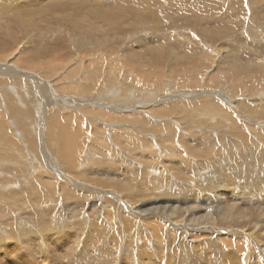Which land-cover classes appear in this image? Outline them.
Here are the masks:
<instances>
[{"label": "rangeland", "instance_id": "1", "mask_svg": "<svg viewBox=\"0 0 264 264\" xmlns=\"http://www.w3.org/2000/svg\"><path fill=\"white\" fill-rule=\"evenodd\" d=\"M0 1V6L5 10L0 9V35H3V37L2 35L0 36V40H5L7 46L9 44L8 48L0 49V61L2 58H6L8 60L6 62L12 64L6 67L10 71H17V75L12 72L11 74L0 73V85L3 84L0 87V264H99L100 261L98 263L96 259L88 258V256H94L97 253L104 254L102 251L105 252L107 249L109 252L105 256L109 257L108 259L113 262L112 264H177L176 259L171 256L167 257L166 253H162L163 247H168L167 243L172 242L173 239H171V233H168L167 226H164V222L160 216H144L142 221L144 222V226L147 227L145 230L149 228L148 230L152 234L149 237L144 235L142 237H133L132 242L124 244L125 233L128 232L127 234H129L132 228L134 231L135 229L138 230V224L133 223L135 222V218L129 210L128 203L132 201L142 203L143 201L148 202L147 205L157 209L171 210L174 207L180 208L192 204L196 206L208 205L209 203L225 205L228 202L230 207L233 208L236 206L231 201V184H235L234 188L238 190H241L240 188L243 185L254 188L256 184H261L258 185L259 187H256V185L254 190L257 191L261 187L264 192V159H262L264 156V97L260 96L264 95V77L263 74L256 75L253 73L257 77L254 80L246 78L245 82L239 81L244 79L243 69L251 64L250 61L252 62L254 59H257L262 64L264 62V36H262L264 33V24H262L264 23V14L262 13V8H260V6H263L264 0H212L213 2L211 0H207L210 2L206 0H145L152 3V6L149 7L151 10L147 9L150 16H154V13H156L160 17H163L168 14L166 12L172 11L176 12V15L173 16L174 18L168 19L159 29L129 27L128 29H117L114 32H112L113 30L111 32L109 30L106 32V35L98 34L94 36L91 34V37H86V35L83 37L70 24L59 21V19L56 20L55 18L58 15L50 14L46 22H42L39 25L35 23L34 19L28 20L30 17L32 18L39 13L45 12V6L31 8L28 14L23 7L24 2L28 0ZM259 2L260 4L263 2V4L258 5ZM198 3H201V7ZM202 3L204 6L205 3H208L209 6L202 7ZM212 3L215 4L211 6ZM1 4L6 5L8 8L5 9ZM194 8L196 10L200 9H198V14L200 13L199 16L203 20L192 19L191 14L192 10H195ZM184 13L185 15L182 18L181 15ZM7 14H9L8 17ZM32 14L34 15L32 16ZM22 16L31 25L25 26L22 24L18 20ZM225 16L226 18L235 19L236 23L232 20L231 25L233 28L229 29L228 34L222 39L214 40V42L205 39V36H201L200 29H198L199 26L194 22V20H199L201 24L204 23L203 25L211 24V27H214V25L221 23ZM247 23H255L253 25L257 26L255 28L251 24L250 27L249 24L248 27ZM259 24L260 26H258ZM247 28H249L248 34L246 32ZM253 30L255 33H253ZM256 33L257 35H255ZM251 34L256 39L251 38ZM152 38L167 43L168 46L162 47L166 52L174 50V52L183 55L188 54L187 56H190L188 57V62H175L172 66L168 63V59H166V63L162 64V68L160 67L162 72L157 77L148 76V72L136 66L137 63H134L130 57L139 55L141 58L144 48L140 43L143 39ZM205 43L211 47H208ZM42 44L48 45L45 47L48 49L44 52L46 55H43L40 50ZM51 46L52 48L55 47L56 49H54L57 52H55L56 58H53L50 67L41 68L40 70L30 69L31 66H28V64H42L45 58L54 55V52L50 49ZM178 50H182V52ZM207 51L219 52L211 71L206 68L208 64L205 66L199 62L200 59H197L198 56L200 58V55L208 53ZM95 54L98 56L95 57ZM233 54L237 56L235 64L237 65L239 78L232 77L230 70L227 69L229 63L232 61L230 60V56ZM2 65L0 63V66ZM57 65L60 67H57ZM242 65L244 66L242 67ZM200 66H204V68H201L202 71L204 69L208 73H197L194 71L195 67H199L198 69L200 70ZM89 67L91 70H99L101 72H99L96 82H92L86 78L89 74ZM179 68H183V71L186 68L184 71L185 77L176 79L174 74L171 73L172 75H169L171 69V71H176ZM72 69L76 70V75L68 76L69 71ZM107 69H109L108 72ZM110 69L113 71L112 74ZM220 69L227 71L230 76L229 79L228 77L225 78L221 87L216 86L215 83L213 84V81L208 79L209 74L215 75ZM109 73L113 78L116 76L119 78H114L112 82L111 77L110 81H108ZM122 76H126L130 80L136 78L137 81H134L136 82V87L128 84L127 79ZM44 82H48L50 85L47 86ZM235 83L241 85L237 86ZM15 84H17L15 87L17 90H14V86L12 87ZM5 87L10 89L7 96L5 95ZM11 88L13 89L11 90ZM134 90L142 93L149 92L150 97L148 99H153L152 102L157 103L156 108L152 109V104L148 107H146L147 105L145 106L146 111L138 109L137 111L132 110L128 112L120 106L118 108V105L126 101L121 98L131 94ZM52 91L59 98H54ZM43 94L47 95L43 96ZM42 96L44 100H41ZM155 97L157 100L154 99ZM109 99L114 101L111 102ZM146 101L150 102L142 100L139 98V94H137L133 102L145 103ZM184 102H186V106L195 107V111L185 114H173L172 116L175 118V121L172 120V111L184 108ZM56 103L59 104L55 106ZM115 107L118 110H115ZM163 107L165 111H163ZM249 107L254 108V110L252 111V108ZM159 109L163 113H168L165 115L157 113ZM214 109L223 111L228 119L226 118L223 121L219 119L217 123L215 120H210V114L212 115ZM262 109L263 111H261ZM40 112L42 113L40 114ZM48 114L51 116V119ZM108 116L115 118L119 116L145 117L148 129L143 130L144 127H139L135 130L129 126H125L127 122L122 121L121 123L118 120H110ZM67 125H69V129ZM156 130L157 132H155ZM239 136L242 138L240 139ZM206 140L209 141V144L205 143ZM232 140L236 141L232 142ZM254 141L257 143H254ZM212 143L214 146H212ZM69 150L72 151L71 161L65 155ZM237 165L240 167L239 171H237ZM241 169L244 170L242 171ZM246 175L251 182L253 181L252 183L247 179ZM256 175L257 177L254 178ZM202 179L203 181H201ZM130 181L133 182L131 183ZM117 184L120 186L118 187ZM76 187H80L79 189L82 192L84 191V194ZM97 191L101 192L98 193ZM124 197L127 199L125 200ZM133 197L137 198L133 199ZM150 202L153 204L151 205ZM115 204L117 207H115ZM108 205L111 207H108ZM257 205L254 203L250 204L247 207L248 210L244 209L242 211L252 213L256 209L257 213H264L263 208ZM126 207L127 209H125ZM261 217L258 218L256 215V220H253L252 225L260 223ZM85 221L90 224H85ZM82 222L83 225H81ZM128 222L130 223L127 225ZM65 223L68 226L65 227ZM56 225L58 228L62 227L61 229H66L64 230V236L53 234V230L58 234ZM97 225L103 226V228ZM113 225L117 229H114ZM129 225H132L131 229ZM96 226L97 231L95 230ZM157 226H162V228L157 230L156 234L155 230ZM124 227L126 228L124 229ZM231 227L232 225L223 222V224H220V233L223 235L234 233L230 230ZM45 228L46 231H50L49 236H45L41 232L38 233L39 229ZM78 228H81L82 231ZM119 229L120 232L122 231L121 233L118 232ZM78 230L80 232H78L77 236L81 237L78 241L81 243L78 242L79 245L73 249L68 243L72 241L71 238H73ZM81 232L84 234H81ZM115 232L119 234L117 233V235ZM131 232L133 233V230ZM156 235L163 239L164 242L162 241L161 245L158 244L159 238ZM190 235L189 232L185 234L187 239H190ZM29 236L32 238H29ZM93 236L97 238L95 237V239ZM116 236H119L117 237L118 239L115 238ZM90 237L92 239H89ZM99 237L102 240L99 239V241ZM110 238L114 239L107 242ZM38 239L40 243L42 242L43 246L39 245V242L36 241ZM64 239H68V243L67 241L65 243ZM174 239L178 245V234L175 233ZM95 240L98 243L97 245L93 243ZM89 241L90 243H88ZM28 242H30L31 246H36V248L28 245ZM35 242L39 248H37ZM138 242H141V245ZM143 242L145 244L148 243V245L147 248L141 249ZM103 243L106 244L105 247ZM94 246L97 247L95 248ZM150 247H154L152 254H150ZM178 247H173L174 253L180 251ZM89 249H94L98 252L89 253ZM160 254L166 255V257L164 258ZM192 254L191 258L186 262L178 264H192L193 260H200L198 259L199 255L197 252ZM172 258L173 260H171ZM94 260L96 263H94Z\"/></svg>", "mask_w": 264, "mask_h": 264}, {"label": "bare ground", "instance_id": "2", "mask_svg": "<svg viewBox=\"0 0 264 264\" xmlns=\"http://www.w3.org/2000/svg\"><path fill=\"white\" fill-rule=\"evenodd\" d=\"M145 1V0H144ZM142 0H28L27 2L25 1L24 4H23V7L25 9V12H27L28 14L30 13V9L31 8H35V7H40V6H45V12H42V13H39L37 16L35 15L34 17H30L28 20H31V19H34L35 23H37L38 25L39 24H42V22H46V19H48L47 17L50 16V14L52 15H58V17H56L55 19H59V21H63V22H66L68 24H70L72 27L76 28L77 31H79V33L81 35H83V37L86 35V37H91V34L92 35H98V34H103V35H106V32L110 30H113L112 32L116 31L117 29L118 30H121L123 28H129V27H138V28H152V29H159L168 19H172L174 18L173 16H175L176 12L172 11V12H166L168 14H166L165 16L163 17H160L158 14L154 13L155 15L154 16H150L147 9L149 7L152 6V3L151 2H144ZM204 1V0H202ZM207 1V0H206ZM212 1V0H211ZM1 2V1H0ZM9 2V1H8ZM190 2V1H188ZM207 2H210V1H207ZM213 2V1H212ZM242 2V1H241ZM258 2V1H256ZM186 3V2H185ZM196 3V2H195ZM230 3V1H229ZM254 3V2H253ZM4 4V3H3ZM1 4L2 6L5 7V9H7L8 7L6 5H3ZM12 4V3H10ZM201 4V3H200ZM200 4L198 3V5L200 6ZM203 4V3H202ZM215 4V3H214ZM212 3L211 6L214 5ZM218 4V3H217ZM260 4V2L258 3V5ZM263 4V2L261 3ZM260 4V5H261ZM188 5V4H187ZM193 6H195L193 4ZM205 6H209L208 3H205ZM204 4L202 5V7H205ZM218 6V5H217ZM250 6H254V5H250ZM182 7H186V6H182ZM190 7V6H189ZM198 7V6H196ZM201 7V6H200ZM199 7V8H200ZM219 7V6H218ZM2 7L0 6V9ZM10 8V7H9ZM191 8V7H190ZM198 8V9H199ZM214 8V7H213ZM222 8V6H221ZM240 8V7H239ZM247 8V7H246ZM260 8H262V13L264 14V4L263 6H260ZM3 9V8H2ZM150 9V8H149ZM195 10H192V19H199V20H203L201 16H199L198 14V9L196 10V8H194ZM202 9V8H201ZM208 9V8H207ZM217 9V8H216ZM4 10V9H3ZM151 10V9H150ZM168 10V9H167ZM200 10V9H199ZM204 10V8H203ZM210 10V9H208ZM244 10V9H243ZM5 11V10H4ZM188 11V10H187ZM185 11V12H187ZM220 11V10H218ZM239 11V10H238ZM1 12V11H0ZM190 12V11H188ZM207 12V11H206ZM221 12V11H220ZM13 13V12H12ZM210 13V12H209ZM222 13V12H221ZM220 13V14H221ZM233 13V12H232ZM252 13V12H251ZM258 13V11H257ZM1 14V13H0ZM208 14V12H207ZM239 14H242V13H239ZM9 14H7V17H8ZM34 14H32L33 16ZM185 15L182 14L181 17L183 18ZM203 15V13H202ZM254 15H256V13H254ZM5 16V15H3ZM29 16V15H28ZM243 16V15H242ZM258 16V15H257ZM6 17V18H7ZM212 17V16H211ZM224 17V16H223ZM250 17V16H249ZM252 17V16H251ZM10 18V17H9ZM14 18H17V17H14ZM209 18V17H207ZM213 18V17H212ZM234 18V17H233ZM223 19V18H221ZM245 19V18H244ZM251 20V18H249ZM248 19V20H249ZM261 19V18H260ZM18 20H20V22L22 24H24L25 26H29L31 25L27 20H25L22 17H19ZM50 20V19H49ZM199 20H194V22L199 26L198 29H200V35L201 36H205L204 38L207 39V40H210L212 42H214V40H220L222 39L226 34H228V30L233 28L232 25H231V21L233 19L231 18H225L222 20L221 23L219 24H216L214 25V27H211V24L210 25H203L201 24V22H199ZM207 20V19H206ZM3 21V20H2ZM53 21V20H52ZM217 21V20H216ZM233 21H235L234 23H236V20L234 19ZM240 21V20H239ZM255 21V20H254ZM257 21V19H256ZM255 21V22H256ZM5 22V21H4ZM258 22H261V21H258ZM257 22V23H258ZM34 23V22H33ZM48 23V22H47ZM46 23V24H47ZM50 23V22H49ZM233 23V24H234ZM246 23V22H245ZM262 23V22H261ZM2 24V22H1ZM36 24V26H37ZM45 24V25H46ZM52 25V23H50ZM49 24V25H50ZM208 24V23H207ZM244 24V23H243ZM250 24V23H249ZM249 24L247 23L248 27H249ZM252 25L255 24V23H251ZM251 24H250V27H251ZM264 24V23H262ZM33 25V24H32ZM48 25V27H49ZM213 25V24H212ZM241 25V24H240ZM35 26V25H34ZM235 26V25H234ZM256 26L257 25H253ZM260 26V24L258 25ZM14 27V26H13ZM29 28V27H28ZM262 28V27H261ZM9 29V28H8ZM34 29V27H33ZM50 29V28H48ZM132 29V28H131ZM151 29V30H152ZM162 29V28H161ZM160 29V30H161ZM246 29V27H245ZM248 29L247 28V34H248ZM253 29V28H251ZM250 29V30H251ZM16 30V29H15ZM133 30V29H132ZM260 30H263V29H260ZM258 30V31H260ZM254 31V30H253ZM256 31V29H255ZM255 31L253 33H255ZM14 32V31H13ZM50 32V30H49ZM119 32V31H118ZM121 32V31H120ZM153 32V31H152ZM232 32V31H231ZM6 33V32H5ZM4 33V35H6ZM244 33V32H243ZM252 33V34H253ZM258 33V32H257ZM257 33L255 35H257ZM260 33V32H259ZM263 33V32H262ZM261 33V35H262ZM9 34V33H8ZM13 34V33H12ZM15 34V33H14ZM90 34V35H89ZM252 34H251V38H254V35L252 37ZM2 35V34H1ZM0 35V36H1ZM243 35V34H241ZM249 35H250V32H249ZM192 36V35H191ZM194 36V35H193ZM264 36V33L263 35ZM3 37V35H2ZM258 37V36H257ZM261 37V36H260ZM164 38V37H163ZM180 38V37H179ZM262 38V37H261ZM13 39V38H11ZM10 39V40H11ZM15 39V38H14ZM98 39V38H97ZM185 39V38H184ZM247 39H249L247 37ZM256 39V37L254 38ZM259 39V38H258ZM90 40V39H88ZM186 40V39H185ZM189 41V39H187ZM252 40V39H251ZM61 41V40H60ZM56 42V41H55ZM54 42V43H55ZM161 42V43H160ZM231 42V41H230ZM202 43V42H201ZM207 43V42H206ZM205 43V44H206ZM140 45L143 46L144 48V52H143V56L140 58L139 55L135 56L133 55L132 57H130L132 59V61L134 63H137L136 66H138L139 68L143 69L144 71H147L148 72V76H158L162 70L160 69V67L162 68V64L163 63H166V59H168V63L169 64H173L175 62L177 63H181V62H188V57L190 56H187V55H183L181 53H177V52H174L173 51H164V49L162 48L163 46L165 47V45H167V43L165 42H162V41H158V40H154L153 38L152 39H143V41L140 43ZM207 45V44H206ZM260 45V44H259ZM9 46V44H8ZM7 46V42L4 40H0V49H4V48H8ZM48 46V45H46ZM45 44L42 46H40V50L42 52L43 55H46L44 54V52H46L48 49L45 48L46 47ZM141 46V47H142ZM168 46V45H167ZM208 47H211L210 45H207ZM58 47V46H56ZM55 47L52 48V46L50 47L51 51L54 52V55L51 56V57H47V56H44V57H47L45 58V61L41 64H34V65H29L28 66H31L30 69H34V70H40L41 68H48L50 67V64L53 60V58H56V54L55 52H57V50L54 49ZM169 48V47H167ZM196 48V47H195ZM224 48V47H223ZM130 49V48H129ZM216 49V48H215ZM142 50V49H141ZM140 50V51H141ZM223 50V49H222ZM221 50V51H222ZM121 51V50H120ZM176 51V50H175ZM180 51V50H178ZM220 51V50H219ZM228 51V50H227ZM5 52V51H4ZM95 52V51H94ZM119 52V51H118ZM134 52V50H133ZM132 52V54H133ZM182 52V50L180 51ZM208 52V51H207ZM233 52V51H231ZM241 52V51H240ZM192 53V52H191ZM94 54V53H93ZM136 54V52H135ZM186 54V53H185ZM218 54L219 52L218 51H209L208 53H205L203 54L202 56L200 55V58L197 57V59H200V63L201 64H204L206 66V64H208L206 66L207 70L210 69V71L213 69V63H215V58L218 57ZM224 54V53H223ZM129 55H131V53H129ZM194 55V54H193ZM6 56V55H5ZM11 56V54H10ZM94 56V55H93ZM98 55L95 54V57H97ZM100 56V55H99ZM9 57V56H7ZM13 57V56H12ZM11 57V58H12ZM230 60L231 63H229L227 69L230 70L231 72V75L232 77H238L239 78V75L237 73V65L235 64L237 62V56H235L234 54L230 56ZM10 58V57H9ZM99 58V57H98ZM196 58V57H195ZM6 58H2L0 63L3 64L2 66H0V73H6V74H11V72L13 74H16L17 75V71L15 70H11L9 68H7L6 66H10L12 64H10L9 62H6ZM42 60V59H40ZM100 60V59H98ZM192 60V59H191ZM257 60V59H256ZM255 59L249 64L246 68L244 67L243 69V72H244V79L243 80H239L240 82H245L246 78H249V79H255L257 77H255L253 75V73H255L256 75H260V74H263V77H264V62L262 64V62H258V60L256 61ZM8 61V60H7ZM6 62V63H5ZM28 62V61H27ZM100 62H103V61H100ZM190 62V60H189ZM98 63V62H97ZM176 63V64H177ZM191 63V62H190ZM5 64V65H4ZM183 64V63H182ZM222 65V64H220ZM245 65V64H244ZM242 65V67L244 66ZM87 66V65H86ZM173 66V65H172ZM215 66V64H214ZM57 67H60L59 65H57ZM183 67V65H182ZM224 67V66H223ZM53 68V67H52ZM56 68V67H55ZM90 68V67H89ZM171 68V67H170ZM175 68V67H174ZM177 68V67H176ZM199 67H195L194 68V71H196L197 73H208L207 70H204L202 71L201 68H204L200 66V70L198 69ZM220 68V67H219ZM12 69V68H11ZM17 69V68H16ZM57 69V68H56ZM60 69V68H59ZM120 69V67H119ZM183 68H179L178 70L176 71H169V75L172 73L175 75L176 79L180 78V77H185V69L184 71L182 70ZM19 70V69H18ZM109 69H107V72H108ZM111 70V69H110ZM115 70V69H113ZM222 70V71H220ZM218 70L215 75L213 74H209L208 76V79L213 81V84L215 83L216 86H220L223 84L225 78L228 77L229 79V73L227 71H223V69H220ZM240 70V69H239ZM189 71V70H188ZM99 70H89V74L86 78H88V80H91L92 82H96V78L98 77L99 75ZM112 70H111V74H112ZM116 72V71H115ZM119 72V71H118ZM124 72V71H123ZM143 72V71H142ZM101 73V72H100ZM141 73V72H140ZM214 73V72H213ZM19 74V73H18ZM108 74V73H107ZM117 74V72H116ZM121 72L118 74L120 76ZM123 74V73H122ZM125 74V73H124ZM171 74V75H172ZM76 75V70L75 69H72L71 71H69L68 73V76H75ZM126 75V74H125ZM208 75V74H207ZM19 76V75H18ZM22 76V75H20ZM127 76V75H126ZM126 76H122V77H125L128 81V84H131V86L134 85V87H136V82H134L136 80V78H133V79H129L127 78ZM213 76V77H212ZM40 77V76H39ZM112 75H108V81H110ZM118 77V76H116ZM114 77V78H116ZM34 78V77H33ZM85 78V79H86ZM112 77V82H113V79ZM119 78V77H118ZM40 79V78H39ZM175 79V78H174ZM33 80V79H32ZM140 80V79H139ZM167 80V79H166ZM45 81V80H44ZM107 81V80H106ZM105 81V82H106ZM115 81V80H114ZM137 81V80H136ZM248 81V80H247ZM1 82V81H0ZM42 82V81H41ZM166 82V81H165ZM210 82V81H209ZM239 82V83H240ZM45 85L49 86L50 84H48V82H44ZM134 83V84H133ZM138 83V82H137ZM185 83V82H184ZM76 84V83H75ZM109 84V83H108ZM151 84V83H150ZM236 84V83H235ZM243 84V83H242ZM3 85V84H2ZM0 85V87L2 86ZM19 85V84H18ZM41 85V84H40ZM71 85V84H70ZM148 85V84H146ZM210 85V84H209ZM237 85V84H236ZM235 85V87H236ZM241 85V84H240ZM240 85H237V86H240ZM7 86V85H6ZM14 86V90L16 89L15 87L17 86V84L15 85H12V87ZM123 86V85H122ZM150 86V85H148ZM152 86V84H151ZM172 86V85H170ZM25 87V86H24ZM32 87V86H31ZM30 87V88H31ZM234 87V86H233ZM6 88V87H5ZM150 88V87H149ZM13 88H11L12 90ZM36 89V88H35ZM117 89V88H116ZM2 90V89H1ZM17 90V89H16ZM30 90V89H28ZM38 90V89H37ZM49 90V89H48ZM120 90V89H119ZM118 90V91H119ZM132 90V89H131ZM135 90H137L135 88ZM133 91L131 92V94L127 95L126 97L124 98H121V99H124L126 100L124 103H122L121 105H118V108L122 107L124 108L126 111H137L138 109L142 110V111H146L145 109V106L148 107L149 105L152 104L151 108L154 109L156 108V105L157 103H153L151 99H148L150 96H149V92H136V91ZM193 90V89H192ZM191 90V91H192ZM4 91V90H2ZM10 91V89L7 87L6 88V92H5V95L7 96L8 92ZM34 91V90H33ZM32 91V92H33ZM41 92V90H39ZM117 91V92H118ZM128 91V90H127ZM17 92V91H16ZM19 92V91H18ZM21 92V90H20ZM23 92V91H22ZM25 92V90H24ZM30 92V91H29ZM35 92V91H34ZM39 92V93H40ZM54 91H52V94H53V97L55 98H59L58 96L55 95V93H53ZM103 92V91H102ZM116 92V93H117ZM187 92H189L187 90ZM28 93V92H27ZM36 93V92H35ZM178 93V92H177ZM17 94V93H16ZM31 94V93H30ZM42 94V93H41ZM120 94V93H119ZM128 94V93H127ZM139 94V98H141L142 100H148L150 102H141V103H135L133 102L134 101V98H136V95ZM262 94V93H261ZM40 95V94H39ZM46 96L47 94H43V96ZM163 95V94H162ZM186 95V94H185ZM198 95H200L198 93ZM197 95V96H198ZM20 96V95H19ZM25 96V95H24ZM29 96V95H28ZM43 96L41 97V100L43 99ZM180 96V95H179ZM192 96V94H191ZM204 96V95H203ZM261 97H264V95H260ZM38 97V96H37ZM108 97V96H107ZM120 97V96H119ZM147 97V98H146ZM153 97V96H152ZM157 97V96H156ZM156 97L154 99H156ZM164 97V96H163ZM181 97V96H180ZM185 97V96H184ZM189 97V95H188ZM202 97V96H201ZM19 98V97H18ZM22 98V97H21ZM20 98V99H21ZM40 98V97H39ZM113 98V97H112ZM182 98V97H181ZM205 98V97H203ZM29 99V98H28ZM27 99V100H28ZM34 99V98H33ZM36 99V98H35ZM163 99V98H162ZM161 99V100H162ZM44 100V99H43ZM50 100H51V97H50ZM55 101H57L56 99H54ZM70 100V99H69ZM157 100V99H156ZM173 100V98H172ZM182 100V99H181ZM264 100V99H263ZM30 102V100H28ZM49 101V100H48ZM108 101V100H106ZM109 101H114L112 99H109ZM141 101V100H140ZM166 101V100H165ZM184 101V100H182ZM208 101V100H207ZM28 102V103H29ZM47 102V101H46ZM51 102V101H50ZM121 102V101H120ZM173 102V101H172ZM191 102V101H190ZM37 103V102H36ZM45 103V102H44ZM48 103V102H47ZM114 103V102H113ZM112 103V104H113ZM59 103H56V105H58ZM73 104V103H72ZM154 104V105H153ZM160 104V103H159ZM170 104V103H169ZM10 105V104H9ZM28 105V104H26ZM52 105V104H51ZM61 105V103H60ZM117 105V103H116ZM22 106V105H21ZM24 106V105H23ZM111 106V105H110ZM120 106V107H119ZM160 106V105H159ZM184 108H180V109H176L175 111H172L171 113V117H172V120L175 121V118L172 116L173 114H176V113H179V114H185V113H188V112H193L195 111V107H192V106H186V102H184L183 104ZM7 107V106H6ZM34 107V106H33ZM79 107V106H78ZM172 107V106H170ZM8 108V107H7ZM46 108V107H45ZM110 109H112L111 107H109ZM118 108L116 109L115 107V110H118ZM160 108V107H159ZM164 108V107H163ZM238 108V107H237ZM245 108V107H244ZM249 108H252V107H249ZM260 108V107H258ZM264 108V107H263ZM38 109V108H37ZM40 109V107H39ZM114 109V108H113ZM202 109V108H201ZM248 109V108H247ZM31 110V109H30ZM43 110V109H42ZM156 110V109H155ZM169 110V109H168ZM185 110V111H184ZM251 110V109H250ZM254 110V108H252V111ZM257 110V109H256ZM59 111V110H58ZM153 111V110H152ZM159 112L157 113H161L162 115H165L166 113H163L161 111V109L158 110ZM165 111V108L164 110ZM263 111V109L261 110ZM44 112V111H43ZM139 112V111H138ZM205 112V111H204ZM210 112V111H209ZM250 112V111H249ZM260 112V111H259ZM42 112H40L41 114ZM169 113V114H170ZM251 113H254V112H251ZM262 113V112H260ZM33 114V113H32ZM141 114V113H140ZM159 114V115H161ZM241 114V113H240ZM255 114V113H254ZM256 114H258L256 112ZM49 115V114H48ZM121 115V114H120ZM129 115V114H128ZM143 115H144V112H143ZM155 115V114H154ZM161 115V116H162ZM178 115V114H177ZM188 115V114H187ZM233 115V114H232ZM260 115V114H259ZM39 116V115H38ZM50 116V115H49ZM48 116V117H49ZM157 116V115H156ZM170 116V115H169ZM189 116V115H188ZM206 116V115H204ZM44 117V115H43ZM180 117V116H179ZM264 117V116H263ZM40 118V117H39ZM47 118V117H46ZM45 118V119H46ZM51 119V116L49 117ZM48 118V119H49ZM158 118V116H157ZM161 118V117H160ZM190 118V117H189ZM206 118V117H205ZM209 118V117H208ZM227 118V115L223 112V111H218L217 109L212 112V115L210 114V120H215L216 123L219 121V119H222V121L224 119ZM80 119V118H79ZM98 119V118H97ZM108 119L110 120H118L119 122L122 123L123 122H127L125 123V126H129L131 127L132 129H135L137 130V128L139 127H144V129H148L147 128V120H145L146 118L145 117H131V116H124V117H111V116H108ZM228 119V118H227ZM263 119V118H261ZM28 120V119H26ZM159 120V119H158ZM260 120V119H259ZM81 121V120H80ZM221 121V122H222ZM42 122V121H41ZM181 122V121H180ZM261 122V121H260ZM133 123V124H132ZM41 124V123H40ZM52 124V123H51ZM55 124V123H53ZM222 124V123H221ZM226 124V123H225ZM224 124V125H225ZM232 124V123H230ZM36 125V124H35ZM38 126V125H37ZM54 126V125H53ZM65 126V125H64ZM68 126V129H69V125ZM234 126V125H233ZM237 126V125H236ZM60 127V126H59ZM191 127V126H190ZM215 127V126H214ZM216 127H218L216 125ZM238 127V126H237ZM250 127V126H249ZM42 128V127H41ZM119 128V127H118ZM150 128V127H149ZM248 128V127H247ZM40 129V127H39ZM44 129V128H43ZM58 129V128H57ZM114 129V128H113ZM116 129V128H115ZM176 129V128H175ZM250 129H253V128H250ZM34 130V129H33ZM56 130V129H55ZM65 130V129H64ZM231 130V129H230ZM234 130V129H233ZM232 130V131H233ZM45 131V130H44ZM54 131V130H53ZM24 132V131H22ZM157 132V130L155 131ZM204 132V131H203ZM230 132V131H228ZM251 132V131H250ZM67 133V132H66ZM234 133V132H233ZM241 133V132H240ZM254 134V132H252ZM260 133V132H259ZM258 133V134H259ZM58 134V133H57ZM173 134V133H172ZM232 134V133H231ZM26 135V134H25ZM55 135V134H54ZM53 135V136H54ZM81 135V134H80ZM145 135V134H144ZM244 135V134H243ZM242 135V136H243ZM256 135V134H255ZM261 135V134H260ZM259 135V137H260ZM184 136V135H183ZM235 136V135H234ZM241 136V135H240ZM239 136V137H240ZM262 136V135H261ZM56 137V136H55ZM67 137V136H66ZM69 137V136H68ZM81 137V136H80ZM174 137V136H173ZM245 137V136H244ZM254 137V136H253ZM70 138V137H69ZM208 138V137H207ZM234 138V137H233ZM242 137H240L241 139ZM257 138V137H256ZM255 138V139H256ZM49 139V138H48ZM47 139V140H48ZM111 139V138H110ZM146 139V138H145ZM206 139V138H205ZM251 140H253L252 138H250ZM187 140V139H186ZM243 140V139H242ZM248 140V139H246ZM55 141V140H54ZM184 141V140H183ZM234 140H232L233 142ZM236 141V140H235ZM234 141V142H235ZM262 141H263V138H262ZM48 142V141H47ZM46 142V143H47ZM53 142V141H52ZM79 142V140H78ZM132 142V141H131ZM167 142V141H166ZM213 142V141H212ZM220 142V140H219ZM245 142V141H244ZM183 143V142H182ZM205 143L209 144V141H205ZM215 143V142H214ZM218 143V142H217ZM241 143V142H240ZM249 143V142H248ZM251 143V142H250ZM249 143V144H250ZM254 143H257L254 141ZM237 144V143H235ZM252 144V143H251ZM263 144V143H262ZM264 145V144H263ZM80 146V145H78ZM212 146H214V144L212 143ZM249 146V145H248ZM247 146V147H248ZM256 146V145H255ZM254 146V147H255ZM261 146V145H260ZM50 147V145H49ZM83 147V146H82ZM134 147V146H132ZM236 147H238L236 145ZM242 147V146H241ZM252 147V145H251ZM250 147V149H251ZM79 148V147H78ZM231 148V147H230ZM234 149V148H233ZM237 149V148H236ZM243 149V147H242ZM258 149V148H257ZM51 150V149H50ZM135 150V149H134ZM196 150V149H195ZM256 151V149H254ZM78 151V149H77ZM208 151V150H207ZM253 151V152H255ZM259 151V150H257ZM264 151V150H263ZM75 152V151H74ZM233 152V151H232ZM262 152V151H261ZM26 153V152H25ZM88 153V152H87ZM94 153V152H93ZM120 153V152H119ZM133 153V152H132ZM153 153V152H152ZM249 153V151H248ZM52 154V152H51ZM71 154H72V151L69 150L65 155H66V158L68 160H72L71 158ZM75 154V153H74ZM90 154V153H88ZM217 154V153H216ZM221 154V153H220ZM236 154V153H235ZM8 155V154H7ZM19 155V154H18ZM22 155V154H21ZM91 155V154H90ZM96 155V154H95ZM118 155V154H117ZM196 155V154H195ZM247 155V154H245ZM250 155V154H249ZM20 156V155H19ZM68 156V157H67ZM125 156V155H124ZM251 156V155H250ZM263 156V154H262ZM30 157V156H28ZM44 157V156H43ZM234 157V156H233ZM243 157V156H242ZM254 157V156H253ZM252 157V158H253ZM264 157V156H263ZM262 157V159H264ZM48 158V157H46ZM65 158V157H64ZM239 158V157H238ZM245 158V157H243ZM260 158V156H259ZM59 159V158H58ZM66 159V160H67ZM75 159V158H73ZM246 159V158H245ZM250 159V157H249ZM254 159V158H253ZM257 159V157H256ZM261 159V160H262ZM28 160V159H27ZM40 160V159H39ZM62 160V158H61ZM60 160V161H61ZM70 160V161H71ZM155 160V159H154ZM22 161V160H21ZM30 161V160H29ZM44 161V160H43ZM49 161V160H48ZM64 161V159H63ZM62 161V162H63ZM217 161V160H216ZM27 162V161H25ZM68 162V161H67ZM142 162V161H141ZM140 162V163H141ZM250 162V161H249ZM50 163V162H49ZM65 163V161H64ZM131 163V162H130ZM241 163V162H240ZM75 164V163H74ZM188 164V163H187ZM245 164V163H244ZM23 165V163H22ZM41 165V163H40ZM47 165V164H46ZM164 165V164H163ZM217 165V164H216ZM215 165V166H216ZM222 165V164H221ZM174 166V165H173ZM233 166V165H232ZM238 166V165H237ZM28 167V166H27ZM69 167V165H68ZM231 167V166H230ZM253 167V166H252ZM264 167V166H263ZM73 168V167H72ZM219 168V167H218ZM237 168V167H236ZM254 168V167H253ZM252 168V169H253ZM260 168V166H259ZM258 168V169H259ZM54 169V168H53ZM158 169V168H156ZM175 169V168H174ZM217 169V168H216ZM231 169V168H230ZM45 170V169H44ZM55 170V169H54ZM79 170V169H78ZM219 170V169H218ZM240 170V167L238 166L237 168V171ZM242 170V169H241ZM244 170V169H243ZM242 170V171H243ZM257 170V169H256ZM255 170V171H256ZM262 170V169H261ZM111 171V170H110ZM158 172V170H156ZM179 171V170H178ZM234 171V170H233ZM254 171V170H253ZM60 172V171H59ZM125 172V171H124ZM181 172V171H180ZM220 172V170H219ZM231 172V171H230ZM1 173V172H0ZM95 173V172H94ZM101 173V172H100ZM172 173V172H171ZM210 173V172H208ZM221 173V172H220ZM246 173V172H244ZM249 174V173H248ZM61 175V174H60ZM105 175V174H104ZM111 175V174H110ZM118 175V174H117ZM207 175V174H206ZM213 175V174H212ZM216 175V174H215ZM242 175V174H240ZM250 175V174H249ZM261 175V174H260ZM63 176V175H61ZM70 176V175H69ZM85 176V175H84ZM90 176V175H89ZM106 176V175H105ZM208 176V175H207ZM211 176V175H210ZM239 176V175H238ZM244 176V175H243ZM254 176V175H253ZM263 176V175H262ZM73 177V176H72ZM91 177V176H90ZM247 177V175H246ZM251 177V176H250ZM257 175L254 177L256 178ZM116 178V177H115ZM206 178V177H205ZM229 178V177H228ZM233 178V177H232ZM260 178V177H259ZM81 179V178H80ZM128 179V178H127ZM219 179V178H218ZM248 179V177H247ZM263 179V178H262ZM114 180V179H113ZM134 180V179H133ZM200 180V178H199ZM206 180V179H205ZM249 180V179H248ZM260 180V179H258ZM264 180V179H263ZM78 181V180H77ZM87 181V180H86ZM117 181V180H116ZM119 181V180H118ZM169 181V180H168ZM203 181V179L201 180ZM233 181V180H232ZM231 181V182H232ZM250 181V180H249ZM15 182V181H14ZM104 182V181H103ZM102 182V183H103ZM112 182V181H111ZM121 182V180H120ZM131 182V181H130ZM133 182V181H132ZM131 182V183H132ZM220 182V181H219ZM224 182V181H223ZM251 182V181H250ZM253 182V181H252ZM251 182V183H252ZM258 182V181H257ZM256 182V183H257ZM264 182V181H263ZM75 183V182H74ZM73 183V184H74ZM78 183V182H77ZM81 183H84V182H81ZM80 183V184H81ZM106 183V182H104ZM113 183V182H112ZM181 183V182H180ZM190 183V182H189ZM234 183V181H233ZM91 184V183H90ZM184 184V183H183ZM214 184V183H213ZM225 184V183H224ZM250 184V183H249ZM20 185V184H19ZM92 185V184H91ZM96 185V184H95ZM132 185V184H131ZM178 185V184H177ZM186 185V184H185ZM221 185V184H220ZM228 185V183H227ZM230 185V184H229ZM242 185V184H241ZM255 185V184H253ZM257 185V184H256ZM255 185V186H256ZM258 185H261V184H258ZM256 186V187H259V186ZM78 186V185H77ZM82 186V185H81ZM86 186V185H84ZM104 186V185H103ZM113 186V185H112ZM118 186V184H117ZM120 186V185H119ZM118 186V187H119ZM224 186V185H222ZM234 186H236L235 184L232 185L231 184V201L233 203V205H235L236 207H230V205L228 204V202L225 200V202H227V204L225 205H219V204H215V203H209L208 205H200V206H196L195 204H192V205H189V206H184V207H180V208H177V207H172L173 209H157V208H154V207H151L150 205H147L148 202H143L142 203H139V201L135 202V201H132L131 203H128V207H129V210L130 212H132V215L134 216V220L135 222L133 223H136V225L138 224V230L132 228L133 230V233L130 231L129 234L125 233L124 235V239H123V242L124 244H129L130 241L132 242L133 240V237H136V236H139V237H142V235L144 236H147L149 237L152 232L149 231L148 229L145 230V227L144 226V222L142 221V219H144L143 217L145 216H148V215H154V216H160L162 221L164 222V226H167V229H168V233H171V239H173L172 242H168L167 243V246H165V248L163 247V252L162 253H166L167 257L171 256L173 257L174 259H176V263H182V262H186L188 259L191 258V254L194 253V252H197V254L199 255V258L200 260H197V261H194L193 260V263L192 264H264V213L261 212V213H257L256 212V209L254 211H252V213H249V212H245V211H242L244 209H247L248 205L250 204H258L257 206H261L264 210V192L262 191L261 187L259 189H257V191L254 190V188L252 186H245L243 185L242 188H240L241 190H238V189H235ZM83 187V186H82ZM91 187V186H90ZM89 187V188H90ZM98 187V186H97ZM116 187V188H118ZM122 187V186H121ZM126 187V186H125ZM140 187V186H139ZM166 187V186H165ZM78 188V187H76ZM80 188V187H79ZM78 188V189H79ZM104 188V187H103ZM116 188H115V191H116ZM218 188V187H217ZM221 188V187H220ZM223 188V187H222ZM227 188V187H226ZM239 188V187H238ZM44 189V188H43ZM85 190V188H83ZM114 189V188H113ZM112 189V191H113ZM128 189V188H127ZM159 189V188H158ZM80 190V189H79ZM87 190V189H86ZM93 190V188H92ZM99 190V188H98ZM126 190V189H125ZM131 190V189H130ZM77 191V190H76ZM95 191V189H94ZM81 193H83L81 190H80ZM87 192V191H86ZM91 192V190H90ZM98 193L101 192V191H97ZM96 192V193H97ZM118 192V191H117ZM121 192V191H120ZM127 192V190H126ZM66 193V192H65ZM116 193V192H115ZM124 193V191H123ZM184 193V192H183ZM225 193V192H224ZM227 193V192H226ZM84 194V193H83ZM82 194V195H83ZM94 194V193H93ZM128 194V193H127ZM46 195V194H45ZM81 195V194H80ZM101 195V194H100ZM125 195V194H123ZM129 195V194H128ZM222 195V194H221ZM102 196V195H101ZM100 196V197H101ZM104 196V194H103ZM133 196V195H131ZM225 196V194H224ZM223 196V197H224ZM120 197V196H119ZM153 197V196H152ZM206 197V196H205ZM220 197V196H219ZM17 198V197H16ZM122 198V197H121ZM137 198V197H136ZM133 197V199H136ZM204 198V197H203ZM227 198V197H226ZM125 199V197H124ZM127 199V198H126ZM125 199V200H126ZM130 199V198H129ZM220 199V198H219ZM222 199V198H221ZM123 200V199H121ZM124 200V201H125ZM206 200V199H205ZM117 201V200H116ZM115 201V202H116ZM107 202V201H106ZM141 202V201H140ZM253 202V203H252ZM151 205L153 204L152 202H150ZM54 204V203H53ZM10 205V204H9ZM41 205V204H40ZM116 205V204H115ZM114 205V206H115ZM232 205V204H231ZM77 206V205H76ZM75 206V207H76ZM95 207V206H94ZM108 207H111L110 205H108ZM117 207V205L115 206ZM42 208V207H41ZM114 208V207H113ZM167 208V207H166ZM252 208V207H250ZM258 208V207H256ZM115 209V208H114ZM117 209V208H116ZM127 209V207L125 208ZM260 209V208H259ZM11 210V208H10ZM248 210V209H247ZM84 211V210H83ZM120 211V210H119ZM122 211H123V208H122ZM259 211V210H258ZM75 212V211H74ZM121 212V211H120ZM4 213V212H3ZM85 214V213H84ZM120 214V213H119ZM110 215V214H109ZM256 215L257 217H261V221L260 223H257V224H253V220L255 219L256 220ZM124 216V215H123ZM129 216V215H128ZM127 216V218H129ZM3 217V216H2ZM88 217V216H87ZM2 219V218H1ZM122 219V218H121ZM133 219V218H132ZM159 219V220H161ZM68 220V219H67ZM120 220V219H118ZM129 220V219H128ZM146 220V219H145ZM147 220H149L147 218ZM146 220V221H147ZM75 221V220H74ZM79 221V220H78ZM82 221V220H81ZM92 221V220H91ZM123 221V220H121ZM259 221V219H258ZM64 222V221H63ZM104 222V221H103ZM109 222V221H107ZM161 222V221H160ZM223 222L228 225H232L231 227V231H233L234 233H231V234H221V229H220V224H223ZM58 223V222H57ZM60 223V222H59ZM68 223V222H67ZM85 224H90V223H86V221L84 222ZM93 223V222H92ZM110 223V222H109ZM126 223V222H124ZM130 222L127 223V225L129 224ZM162 223V222H161ZM56 224V223H55ZM54 224V226H55ZM84 224V226H85ZM105 224V222H104ZM103 224V225H104ZM107 224V223H106ZM113 224V223H112ZM122 224V223H121ZM261 224V225H259ZM61 225V224H59ZM65 227L68 226L66 225V223L64 224ZM81 225H83V222L81 223ZM159 225V224H158ZM15 226V225H14ZM37 226V225H36ZM63 226V225H62ZM76 226V225H75ZM74 226V227H75ZM88 226V225H86ZM90 226V225H89ZM88 226V227H89ZM97 226H100V225H97ZM97 226L95 227V230L97 228ZM105 226V225H104ZM110 226V225H109ZM114 226V225H113ZM119 226V225H118ZM130 226V225H129ZM132 226V225H131ZM131 226H130V229H131ZM163 226V225H162ZM162 226H157L156 227V234H157V230L161 229ZM258 226H262V227H258ZM48 227V226H47ZM57 227V225H56ZM64 227V226H63ZM70 227V226H69ZM72 227V226H71ZM78 227V225H77ZM76 227V229H77ZM81 227V226H80ZM83 227V226H82ZM87 227V228H88ZM115 227V226H114ZM121 227V226H120ZM11 228V227H10ZM62 227L58 228V234L55 233V231L53 230V234L54 235H61V236H64L65 233H64V230L66 229H61ZM100 228H103V226H100ZM112 228V226H111ZM119 228V227H118ZM123 228V227H122ZM126 227H124L125 229ZM129 228V227H128ZM137 228V227H136ZM52 229V228H51ZM68 229V228H67ZM72 229V228H71ZM79 229V228H78ZM81 229V228H80ZM79 229V230H80ZM84 229V228H83ZM99 229V227H98ZM109 229V228H108ZM114 229H117L116 227ZM26 230V229H25ZM74 230V228H73ZM77 231L76 234L73 236L72 241H70L68 243V239H64L65 243L67 241L68 245L69 246H72L73 249H75L77 247L78 244V240H80L79 238H81L80 236H77L78 235V232L80 231ZM100 230V229H99ZM70 231V230H69ZM82 231V229H81ZM89 231V229H88ZM87 231V232H88ZM97 231V230H96ZM111 231V230H110ZM118 231V230H117ZM128 231V230H127ZM41 232V234H44L45 236H49V233L50 231H46V228L45 229H39L38 233ZM91 232V231H90ZM120 232V229L119 231ZM117 232V233H118ZM122 232V231H121ZM120 232V233H121ZM189 232V234H191L189 237L190 239L188 238L187 239V236H185V234ZM37 233V234H38ZM86 233V232H85ZM92 233V232H91ZM116 233V232H115ZM116 233V234H117ZM155 233V232H153ZM167 233V232H166ZM167 233V234H168ZM175 233L178 234V238H179V242H178V245L176 244L175 242ZM25 234V233H23ZM73 234V233H72ZM80 234V233H79ZM81 234H84L81 232ZM98 234V233H97ZM105 234V233H104ZM115 234V235H116ZM119 234V233H118ZM117 234V235H118ZM195 234H198V235H195ZM201 234V235H199ZM15 235V234H14ZM89 235V234H87ZM91 235V234H90ZM95 235V234H94ZM101 235V234H100ZM83 236V235H82ZM97 236V235H96ZM95 236V237H96ZM123 236V234H122ZM153 236V235H152ZM159 239H158V244L161 245L162 244V241L163 239L161 237H159L158 235H156ZM161 236V235H160ZM167 236V235H166ZM174 236V237H173ZM44 237V236H43ZM94 237V236H93ZM94 237V238H95ZM114 237V236H113ZM119 236H116L115 238H117ZM169 237V236H168ZM29 238H32L31 236H29ZM38 238V237H37ZM40 238V237H39ZM42 238V236H41ZM52 238V237H51ZM97 238V237H96ZM95 238V239H96ZM103 238V237H102ZM112 238V237H111ZM109 239V241L107 242H110L112 241L113 239ZM151 238V237H150ZM155 238V237H154ZM7 239H8V236H7ZM19 239V238H18ZM44 239V238H43ZM83 239V238H82ZM89 239H92V237H90ZM101 239V237L98 238V240ZM118 239V238H117ZM146 239V237H145ZM144 239V241H145ZM148 239V238H147ZM11 240V239H9ZM41 240V239H40ZM45 240V239H44ZM51 240V239H50ZM84 240V239H83ZM102 240V239H101ZM108 240V239H107ZM120 240V239H119ZM39 242V245L42 243H40L39 239L36 240ZM42 241V240H41ZM100 241V240H99ZM98 241V242H99ZM122 241V239H121ZM86 242V241H85ZM96 242V243H95ZM94 245L98 244L97 241L95 240ZM149 242V240H148ZM164 242V241H163ZM45 243V242H44ZM43 243V244H44ZM48 243V241H47ZM64 243V244H65ZM81 243V242H79ZM90 243V241L88 242ZM91 243V244H93ZM140 243L141 245V242H138V244ZM150 243V242H149ZM25 244V243H24ZM28 245H30V242L27 243ZM86 244V243H85ZM90 244V245H91ZM104 247H105V243H103ZM152 244V243H150ZM166 244V243H165ZM18 245V244H17ZM35 245L36 242H35ZM42 245V244H41ZM46 245V244H45ZM66 245V244H65ZM102 245V244H101ZM120 245V244H119ZM147 244H145V242L142 243V247L141 249H143L144 247L147 248ZM23 246V245H22ZM31 246V245H30ZM28 246V247H30ZM43 246V245H42ZM41 246V247H42ZM127 246V245H126ZM130 246V245H129ZM179 246V247H178ZM192 246L194 247L192 249ZM32 248H36V246H31ZM67 247V246H66ZM71 247V248H72ZM86 247V246H85ZM89 247V246H88ZM95 247V246H94ZM93 247V248H94ZM97 247V246H96ZM95 247V248H96ZM114 247V246H113ZM117 247V246H116ZM173 247H178V250L180 249V251L174 253L173 252ZM3 248V247H1ZM37 248L38 245H37ZM91 248V247H90ZM101 248V247H100ZM118 248V247H117ZM134 248V247H133ZM135 248H137V246H135ZM134 248V249H135ZM151 248V247H150ZM27 249V248H26ZM162 249V248H161ZM40 250V249H39ZM90 252L89 253H96L98 251L94 250V249H89ZM99 250V249H98ZM128 250V249H127ZM42 251V250H41ZM51 251V250H49ZM61 251V250H60ZM72 251V249H71ZM85 251V250H84ZM88 251V249H87ZM104 254L102 253H97L96 255L94 256H88V258H94L97 260V262L100 263L99 264H112L113 262L112 261H109V257L105 256L106 254H108L107 252H109V250H105L102 251ZM154 252V247L151 248L150 250V254H152ZM35 253V252H34ZM74 253V252H73ZM196 254V255H197ZM57 255V254H56ZM90 255V254H89ZM161 255V254H160ZM163 256L164 258L166 257ZM193 255V254H192ZM69 256V255H68ZM163 258V259H164ZM173 258L171 260H173ZM133 259V258H132ZM31 260V259H29ZM91 260V259H90ZM192 260V259H191ZM228 260V261H227ZM95 261V260H94ZM96 263V261L94 262ZM119 263V261H118ZM82 264V263H81ZM90 264V263H89Z\"/></svg>", "mask_w": 264, "mask_h": 264}]
</instances>
